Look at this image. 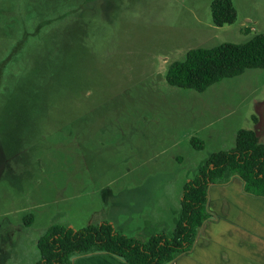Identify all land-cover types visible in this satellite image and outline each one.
Listing matches in <instances>:
<instances>
[{
    "label": "rangeland",
    "instance_id": "obj_1",
    "mask_svg": "<svg viewBox=\"0 0 264 264\" xmlns=\"http://www.w3.org/2000/svg\"><path fill=\"white\" fill-rule=\"evenodd\" d=\"M213 1L0 0V264H36L54 225L171 233L212 154L239 130L264 144V71L202 93L165 81L191 49L264 35V0H230L223 27Z\"/></svg>",
    "mask_w": 264,
    "mask_h": 264
},
{
    "label": "trees",
    "instance_id": "obj_2",
    "mask_svg": "<svg viewBox=\"0 0 264 264\" xmlns=\"http://www.w3.org/2000/svg\"><path fill=\"white\" fill-rule=\"evenodd\" d=\"M210 10L215 27L236 20L230 0H215ZM256 69L264 71V35H256L244 45L191 49L184 61L168 67L165 81L171 87L202 93L224 79ZM191 143L196 149L202 148L197 139ZM232 178L241 182L245 195L264 199V144L253 131L239 130L233 149L212 154L184 184L171 233H155L142 243L117 232L108 222L80 230L54 225L37 242L40 260L36 264H72L74 258L94 254L108 255L124 264H170L193 251L199 230L215 218L208 209L209 188L225 185Z\"/></svg>",
    "mask_w": 264,
    "mask_h": 264
},
{
    "label": "crops",
    "instance_id": "obj_3",
    "mask_svg": "<svg viewBox=\"0 0 264 264\" xmlns=\"http://www.w3.org/2000/svg\"><path fill=\"white\" fill-rule=\"evenodd\" d=\"M215 216L199 230L193 251L170 264H264V199L242 192L236 178L209 188ZM72 264H124L111 256L74 258Z\"/></svg>",
    "mask_w": 264,
    "mask_h": 264
}]
</instances>
